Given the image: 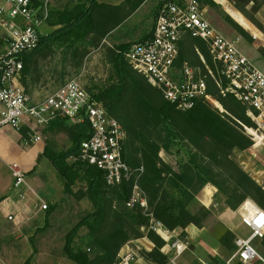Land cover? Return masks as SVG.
I'll list each match as a JSON object with an SVG mask.
<instances>
[{
	"label": "trees",
	"instance_id": "16d2710c",
	"mask_svg": "<svg viewBox=\"0 0 264 264\" xmlns=\"http://www.w3.org/2000/svg\"><path fill=\"white\" fill-rule=\"evenodd\" d=\"M142 1L132 0L127 3L124 16L119 17L117 6L97 0H75L71 7L57 14L55 25L58 27L48 34L41 35L38 46L21 56L23 69L20 80L23 86L26 84L27 65L42 45L56 40L66 43L84 41L88 37L103 38ZM198 1L203 6L216 5L213 0ZM246 1L252 3L253 13H256L264 3V0ZM31 2L36 6L41 3L39 0ZM234 6L264 34V26L254 15H249L237 5ZM223 19L242 36H249L247 29L237 24L229 15L224 14ZM192 40L210 61L204 43ZM129 45L130 43L122 44L116 49H109L107 62L112 65L116 82L90 94L125 131L126 138L122 146L125 162L130 166H143L138 185L147 198L148 211L152 213L154 219L160 221L168 230L194 222L185 216V202L181 197L185 195L187 200L193 197L187 183L194 182L195 179L198 188L207 183L217 188L213 197L222 202V209L236 210L249 198L264 210V189L243 169L233 155L235 151H247L251 145V140L242 128L208 101L198 102L185 111L169 104L158 88L149 84L128 64L123 52ZM191 48L194 52L193 45ZM183 61L192 66L199 65L197 56L196 59L186 56L184 40L180 43L178 64ZM208 93L240 120L249 125L253 124L245 115V107L232 95H220L211 82ZM123 94L130 96L132 100L134 118H118L115 114L114 106ZM63 123L64 120H54L46 128L63 126ZM25 131L22 134H27ZM88 133L85 122L74 124L70 132L71 145L66 150L54 152L45 147L40 155L46 156L53 166L57 180L61 184L64 195L62 199H66L68 195H76L73 187L80 182L84 184V190H80L81 195L87 197L94 205V209L84 215L66 234L63 247L66 256L75 264H115L120 248L142 235L140 229L147 226L148 217L142 213L140 207L130 208L126 205L131 192V182L107 185L101 170L76 158L79 144L89 136ZM172 145L188 148V159L183 162L184 164L181 163L179 172L159 155L160 151L169 155ZM186 173L187 175L190 173L191 176H186ZM171 188L176 190L177 196L168 199ZM210 194V190L206 192L205 202L209 201ZM57 204L58 202L52 203L43 210L45 220ZM82 228L87 230L91 238L90 245L98 248V252L93 256L79 246L81 240H76L80 237ZM229 235L232 233L229 232ZM143 236L148 237L154 244L153 248L144 253L145 258L157 264H164L166 256L160 252L164 240L151 229ZM260 242L264 248V237ZM234 249L235 244H230L229 254ZM29 262L28 258L25 264Z\"/></svg>",
	"mask_w": 264,
	"mask_h": 264
},
{
	"label": "built area",
	"instance_id": "2783aa9c",
	"mask_svg": "<svg viewBox=\"0 0 264 264\" xmlns=\"http://www.w3.org/2000/svg\"><path fill=\"white\" fill-rule=\"evenodd\" d=\"M48 1L42 0L36 6L31 0H0V128L9 127L16 132L25 129L29 141L36 144L41 141L42 130L54 120L85 122L89 136L80 142L76 158L101 170L107 185L131 182L126 205L140 207L148 217L149 229L166 241L161 252L174 249L175 255L180 254L185 245L178 240L170 241V232L148 211L147 198L138 185L143 166H130L123 159L126 135L118 121L106 113L102 104L76 78L66 80L40 98L29 94L21 83V56L39 44L40 27L49 15ZM204 11L198 0H159L150 36L131 43L123 56L176 109L185 111L198 102L208 101L236 121L251 140L247 150L254 160L264 148V72L239 49V37L229 38L219 33ZM187 37L204 43L210 61L194 45L199 65L192 66L187 61L178 64L180 43ZM209 82L220 95L230 94L244 106L245 115L253 124L245 123L223 108L208 93ZM10 169L12 188L18 197L25 199L28 190L35 194L18 164L11 163ZM252 177L264 189V179ZM37 204H40L34 205L37 210L48 206L40 197ZM235 212L240 223L250 230L249 236H236L234 251L222 263L200 260V264H252L254 259L264 263V258L253 246L254 239L264 237V210L247 198ZM7 218L13 216L9 214ZM131 242L120 248L115 264L138 263V254Z\"/></svg>",
	"mask_w": 264,
	"mask_h": 264
},
{
	"label": "rangeland",
	"instance_id": "374dc122",
	"mask_svg": "<svg viewBox=\"0 0 264 264\" xmlns=\"http://www.w3.org/2000/svg\"><path fill=\"white\" fill-rule=\"evenodd\" d=\"M98 1L106 2L107 0ZM154 1L148 0L140 10L114 27L103 38L88 37L84 41H67L66 43L56 40L42 45L27 65L26 84L24 85L27 92L40 98L70 78L78 79L89 93H96L116 82L112 65L107 62L108 51L116 49L122 44H131L141 39V36L152 26V17L149 11H151ZM213 2L216 4L215 6H204L205 17L222 35L229 38L238 36L239 49L257 68L264 72V34L261 35L260 40L254 37V41L251 42L249 36H246L247 38L242 36L223 19L224 14H227L237 24L254 34L260 29L251 22H249L252 25L250 26L246 22L247 19L242 18L239 14L240 10L236 9L234 5L240 9L243 8L249 15H254L259 20L256 13L262 5L256 13H253L252 3L246 0H213ZM74 3L75 0H49V15L40 27L42 35L57 28L58 25H55L57 14ZM192 41L188 37L185 39V52L188 58L196 59V54L191 48ZM131 101L130 96L126 94L120 97L114 106L118 118H134ZM73 127L74 123L64 121L63 126L55 125L50 129L42 130L41 141L36 146L39 150L42 149L41 152L45 147L54 152L66 150L71 145L70 132ZM29 138L28 134L18 133L9 127L0 128V187L9 186L11 183L10 164L15 162L25 173V176L33 180L36 190L41 187L39 185H45L44 189L37 190V194L42 200L52 203L60 201L45 220L43 217L45 211L37 210V207L34 206L40 204H37V195L30 190H28L25 199H20L17 195L16 200L18 201L14 202L12 199L6 200L8 195L7 198L6 196L0 197V264H25L28 258L29 264H75L66 256L63 249L66 234L84 215L94 209V205L87 197L81 195L80 190H84V184L80 182H77L73 187L76 195H68L66 199H62L64 195L61 184L57 180L55 170L48 158L41 155L35 157L28 155V148H32ZM169 150V155L164 151H162V155L166 158V162L176 172H179L181 163L188 159V148L182 145L178 147L172 145ZM233 155L245 171H248L252 176H261L255 171L264 169V148L257 153L254 160L248 156V150L235 151ZM186 176L190 177L191 174L187 175L186 173ZM186 179L189 178L186 177ZM187 184L193 197L187 200L185 195H182L181 199L185 202V216L193 219L194 222L171 230L162 224L170 232V241L178 240L185 245L183 251L178 255H175L174 249H164V251L166 250V253L162 252L166 256L164 264H200V260L209 263H222L229 255V245L234 243L235 237L246 238L249 236L250 230L240 223L235 210L221 208L222 202L213 197L217 192L215 186L207 183L198 188L196 179ZM206 188L211 191L208 202H205L206 192L209 191ZM11 190L12 193L16 191L12 185ZM29 194H31L32 200L28 199L27 201H30L28 204L26 199ZM176 196V190L171 188L167 198ZM220 196L223 197V195ZM9 214L13 216L12 219L7 218ZM148 229V224L140 229L142 235L133 239L130 244L138 254L137 264H157L144 256V253L149 251L147 248L154 246L148 237L143 236ZM229 232L232 233L231 236ZM80 237L76 240H81L79 245L81 248L88 250L91 256L98 252L97 247L90 245L91 238L87 230L82 228ZM253 246L264 258V248L260 239H254ZM252 264L264 263L254 259Z\"/></svg>",
	"mask_w": 264,
	"mask_h": 264
},
{
	"label": "crops",
	"instance_id": "0c3cea01",
	"mask_svg": "<svg viewBox=\"0 0 264 264\" xmlns=\"http://www.w3.org/2000/svg\"><path fill=\"white\" fill-rule=\"evenodd\" d=\"M40 2L42 1V0H39ZM98 1V0H97ZM130 1H132V0H107L106 2H103V1H101V2H103V3H107V4H110V5H113V6H117V12H118V16L120 17V16H124V14H125V12H126V9H127V3H130ZM147 1L148 0H143L142 1V3L138 6V7H136L135 9H134V11L132 12V13H130V15H128V17H124V19H123V21H126L129 17H131L132 15H133V13H135L137 10H140V8L142 7V6H144L145 5V3H147ZM98 2H100V1H98ZM158 5H159V0H155L154 1V4H153V6H152V9H151V11H149V13H150V15H151V17H152V26H151V28L149 29V30H147L142 36H141V39H139V41L138 42H140V41H143L144 39H146V38H148L149 36H150V34H151V32H152V28H153V25H154V20H155V17H156V13H157V8H158ZM237 13H239V12H237ZM241 16H242V18H244V16L241 14V13H239ZM256 15L260 18V22H261V24L264 26V3L262 4V6H261V8L258 10V12L256 13ZM261 17H262V19H261ZM244 20H246L245 18H244ZM123 21H121V22H123ZM120 22V23H121ZM246 22L250 25V26H252L250 23H249V21H247L246 20ZM119 23V24H120ZM245 29V28H244ZM246 30V29H245ZM40 31H41V29H40ZM247 32H248V34H249V40L251 41V42H253L254 40H253V38L254 37H257L259 40L261 39V35H263V33H262V31L261 30H257V32L256 33H254L253 34V32H250L249 30H246ZM41 34H42V31H41ZM189 38V37H188ZM186 39V38H185ZM192 39V38H191ZM185 41V40H184ZM192 45L194 46V45H196L195 43H192L191 44V47H192ZM197 46V45H196ZM244 54V53H243ZM25 131V129L22 131V132H18V133H23ZM26 132V131H25ZM40 142V141H39ZM38 142V143H39ZM38 143H36V144H38ZM36 144H31V146H32V148H28V151H27V153H28V155L29 156H31V157H35V156H39L40 154H41V150H39L38 149V147L36 146ZM162 151L159 153V155L162 157V159H164L165 161H166V158L162 155ZM37 160V159H36ZM248 172V171H247ZM255 172H257V173H260V175L261 176H258V177H262L263 179H264V176H262V175H264V169L263 168H261V169H258V170H256ZM12 180V179H11ZM26 180H27V183L29 184V186L30 187H32L33 189H34V191H35V194L38 196V194H37V190H40V189H44V187H45V185H43V184H41V185H39V186H41L39 189H35L34 187V185H33V180L32 179H30V177H26ZM11 185H12V181H11V183L9 184V186H6V187H0V197L2 196V197H4V196H6V198H7V195L9 196L6 200H11L12 199V202H14V201H18V200H16L17 199V192L15 191V193H12L13 191L11 190ZM51 185V184H50ZM10 193H12V194H10ZM39 197V196H38ZM32 200V196H31V194H29L28 195V197H27V199H26V201L27 200ZM44 200V199H43ZM46 203L48 202V203H50V204H52V202H49V201H47V200H44ZM54 201V200H53ZM56 202H59V201H54L53 203H56ZM27 203L29 204L30 203V201H27ZM47 203V204H48ZM43 211V210H42ZM234 213V212H233ZM236 216V215H235ZM234 219V218H233Z\"/></svg>",
	"mask_w": 264,
	"mask_h": 264
}]
</instances>
